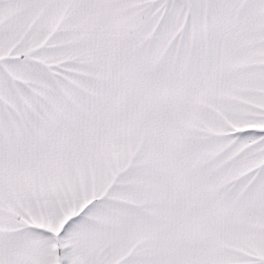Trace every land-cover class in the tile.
Masks as SVG:
<instances>
[{
	"label": "snow or ice",
	"instance_id": "1",
	"mask_svg": "<svg viewBox=\"0 0 264 264\" xmlns=\"http://www.w3.org/2000/svg\"><path fill=\"white\" fill-rule=\"evenodd\" d=\"M0 264H264V0H0Z\"/></svg>",
	"mask_w": 264,
	"mask_h": 264
}]
</instances>
